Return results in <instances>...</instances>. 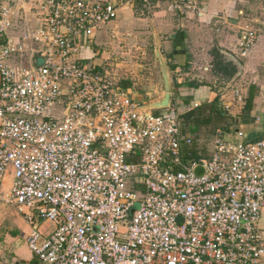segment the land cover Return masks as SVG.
I'll use <instances>...</instances> for the list:
<instances>
[{"label": "built area", "instance_id": "obj_1", "mask_svg": "<svg viewBox=\"0 0 264 264\" xmlns=\"http://www.w3.org/2000/svg\"><path fill=\"white\" fill-rule=\"evenodd\" d=\"M136 1L200 15L202 0H0V203L39 264H264V138L218 129L193 161L171 106L147 109L79 57ZM256 40L247 29L239 56Z\"/></svg>", "mask_w": 264, "mask_h": 264}, {"label": "crops", "instance_id": "obj_2", "mask_svg": "<svg viewBox=\"0 0 264 264\" xmlns=\"http://www.w3.org/2000/svg\"><path fill=\"white\" fill-rule=\"evenodd\" d=\"M25 1L16 0L18 6L27 9L23 4ZM248 3L249 0H202L200 15L175 11L164 1L152 3L150 7L140 1L124 4L114 21L97 30L91 44L81 49L79 57L96 71H106L121 78V86L138 101L155 95L156 98L150 101L153 103L162 97L163 81L161 75L157 74L160 70L157 72L154 60H149L152 63L143 64L146 66L145 72H150L152 78H139L130 65V59L133 55L147 59L151 57L149 52L154 58L157 47L168 68L172 87L170 106L175 112L180 108L182 111L179 115H182L188 106L194 108L218 99L223 109L228 111V114L223 113L217 119V126L224 130L227 140L248 142L263 139L264 92L261 90L264 86L244 81L250 67L264 63V53L259 45L255 46L258 36L245 57H240L238 51V43L246 37L247 29H253L251 18L246 19L247 12L252 10ZM33 21L28 16L24 21L16 17L14 28L20 29L21 34L26 24H34ZM224 52L234 55L243 65L241 75L230 92L225 94L215 91L216 86L220 89L227 85L236 74L237 67L227 61ZM120 58L124 61L117 62ZM217 59L226 66L227 75L229 71H235L232 76L217 72ZM137 67L142 71V65ZM122 82H125V86ZM236 87L241 92V103H236L234 99L233 89ZM251 92L254 96L252 107L245 110L244 105ZM237 131L243 134L241 139L236 136ZM212 136L209 143H206V138L200 140L198 147L210 150ZM261 226L264 227V213ZM51 229L49 223H44L40 228L42 232ZM31 232V226L14 207L0 203V264L36 263L28 248Z\"/></svg>", "mask_w": 264, "mask_h": 264}, {"label": "trees", "instance_id": "obj_3", "mask_svg": "<svg viewBox=\"0 0 264 264\" xmlns=\"http://www.w3.org/2000/svg\"><path fill=\"white\" fill-rule=\"evenodd\" d=\"M215 68L218 73L228 77L232 76L235 72L230 73L229 71L227 75L226 66L222 62H219L218 59L215 60ZM234 70H236L235 67ZM122 83L125 86V82ZM253 99L254 96L251 92L244 105L245 110H249L252 107ZM221 108H223L222 104L216 99L212 102H205L198 107L192 108L188 106L186 112L179 116L182 133L188 134L193 139V145L189 151V156L193 161L199 160L201 155L207 152L204 148L198 147V144L200 140L207 138L210 134L213 135L219 129L217 119L223 114ZM207 128L211 129V131L204 132V129Z\"/></svg>", "mask_w": 264, "mask_h": 264}, {"label": "rangeland", "instance_id": "obj_4", "mask_svg": "<svg viewBox=\"0 0 264 264\" xmlns=\"http://www.w3.org/2000/svg\"><path fill=\"white\" fill-rule=\"evenodd\" d=\"M248 4L252 8V10H249L247 12L248 16L246 17V19L251 18L252 22H250V24L252 25L253 29L256 31V36H258V41L256 42L255 46L259 45L260 46L259 48L261 49V52L264 53V0H249ZM13 32L14 33H12V34L10 32V34L15 36V37L19 36L20 29L14 28ZM152 50H153V48H152ZM148 55H151V57H148L147 59L146 58H142L141 59V57L139 55H133L132 59H130V65L134 67L133 69L136 70V73H138L137 76L139 78L148 77L150 79L153 76L152 74H150V72H145L146 66L144 67L145 64H143V63L148 64L150 61L153 62L154 58L152 57V53L149 52ZM120 61H124L123 58L122 59L120 58V59L117 60V62H120ZM152 62H150V63H152ZM154 64H156V66H157L156 69H157V72H158L159 71V69H158L159 66L155 62H154ZM138 65H142V68H140L142 71L139 70V68L137 67ZM137 69L139 71H137ZM260 70H264V63H262V62L257 67H254V68L250 67L249 71L246 73L245 78H244L245 83L255 82L256 85H259V86L263 87L264 86V71L261 72ZM157 74H158V76H160L161 75L160 71ZM232 85H230L228 88H227V85H225L224 87H222L220 89H218L217 86H216L215 91H219V92L225 94L227 92H230V90L232 88ZM261 92H264V91L261 90ZM220 95H222V94H220ZM220 95L218 96L219 98H220ZM154 98H156L155 95L151 96L150 98H146V99H144V98L142 99L141 98V102L143 104H145V105H148V104L152 103L150 101L153 100ZM221 109H222L221 111L223 113L228 114L227 109H223V108H221ZM181 111H182V109L179 108V110H177L176 113L180 114ZM205 131L206 132L207 131H211V129H209V128L204 129V132ZM210 135L206 138V139H208V140H206V143L207 142L209 143V140L211 139Z\"/></svg>", "mask_w": 264, "mask_h": 264}, {"label": "water", "instance_id": "obj_5", "mask_svg": "<svg viewBox=\"0 0 264 264\" xmlns=\"http://www.w3.org/2000/svg\"><path fill=\"white\" fill-rule=\"evenodd\" d=\"M112 4H115L117 0H110ZM155 54H154V62L158 64L159 70L161 73L162 81H163V91H162V97L160 100L155 101L153 103H150L146 105L147 109H153V110H159L164 109L170 106L171 104V98H172V87H171V80L168 72L167 65L165 63V60L160 53L159 49L155 48ZM225 58L227 61L232 62L233 65L237 67L236 74L230 79L229 83L227 84V88L232 85L238 77L241 75L243 71V65L242 63L231 53L224 52ZM43 64V59L41 57H38L36 59V65L40 66ZM264 91V88L263 90ZM204 173L203 167L198 165L194 168V174L196 176H201Z\"/></svg>", "mask_w": 264, "mask_h": 264}]
</instances>
